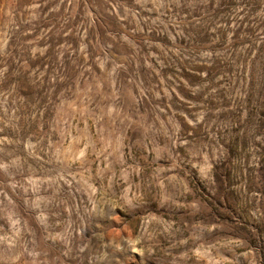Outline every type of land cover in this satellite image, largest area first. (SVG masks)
Here are the masks:
<instances>
[{"label": "rangeland", "instance_id": "rangeland-1", "mask_svg": "<svg viewBox=\"0 0 264 264\" xmlns=\"http://www.w3.org/2000/svg\"><path fill=\"white\" fill-rule=\"evenodd\" d=\"M0 264H264V0H0Z\"/></svg>", "mask_w": 264, "mask_h": 264}]
</instances>
